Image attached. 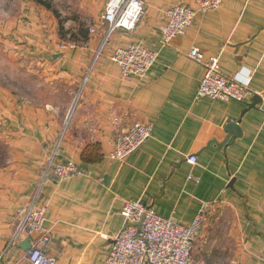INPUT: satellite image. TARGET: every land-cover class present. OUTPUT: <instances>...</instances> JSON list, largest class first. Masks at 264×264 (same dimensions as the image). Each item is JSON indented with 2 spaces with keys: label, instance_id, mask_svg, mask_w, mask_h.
<instances>
[{
  "label": "crops",
  "instance_id": "1",
  "mask_svg": "<svg viewBox=\"0 0 264 264\" xmlns=\"http://www.w3.org/2000/svg\"><path fill=\"white\" fill-rule=\"evenodd\" d=\"M143 1L136 29L115 31L97 55L106 0H81L95 16L88 40L63 50L39 33L28 57L46 67L42 89L51 101H2L8 108L0 143L10 147L11 159L0 167V264H31L24 242L40 234L17 242L13 235L17 211L33 201L45 208V251L57 264H102L126 224V200L185 224L211 202L222 222L219 244L202 253L204 230L195 245L198 264H264V0H223L218 9L199 11L167 46L160 30L167 10L181 3L197 9L196 3ZM135 43L158 57L145 75L124 76L111 50ZM192 46L205 58L219 55L224 74L252 94L244 101L196 99L205 66L187 55ZM137 121L153 124L152 137L124 162L112 159L117 137ZM233 122L239 136L227 130ZM61 134L59 159L73 160L83 174L59 179L47 173Z\"/></svg>",
  "mask_w": 264,
  "mask_h": 264
},
{
  "label": "built area",
  "instance_id": "2",
  "mask_svg": "<svg viewBox=\"0 0 264 264\" xmlns=\"http://www.w3.org/2000/svg\"><path fill=\"white\" fill-rule=\"evenodd\" d=\"M193 1L197 9L181 3L167 10L166 22L160 26L162 46L169 45L173 38L184 34L199 11L218 9L223 0ZM144 14L143 0H106L104 13L99 21V26L105 28V35L97 55L104 52L115 31L135 30ZM92 30L94 32L96 27ZM158 53L144 44L135 43L112 49L110 56L124 76H143L156 62ZM187 55L205 66L196 99L207 97L222 101H244L252 94L248 86L224 74L219 55L205 58L198 46H192ZM152 134L151 123L137 121L130 124L117 137L110 157L124 162L130 154L145 144ZM61 140L62 134L53 144V151L47 161V173L52 171L59 179L83 174L82 167L73 160L59 159ZM188 159L192 164H197L195 155H190ZM192 176L193 174H190V177ZM42 183L43 181L40 186ZM213 206L211 202H203L193 222L185 224L173 217L158 214L152 206L143 205L139 200H126L121 211L126 224L114 234L113 242L102 264H195L193 255L195 245L211 213L214 212ZM44 222L45 208L34 201L17 211L13 242L21 240L24 236L40 234L30 241L31 245L27 250L31 264H57L56 257L45 251L50 240V232L44 227Z\"/></svg>",
  "mask_w": 264,
  "mask_h": 264
},
{
  "label": "rangeland",
  "instance_id": "3",
  "mask_svg": "<svg viewBox=\"0 0 264 264\" xmlns=\"http://www.w3.org/2000/svg\"><path fill=\"white\" fill-rule=\"evenodd\" d=\"M94 17V11H86L81 0H0V118L8 108V103L3 102V106L2 101L10 96L18 102L51 101L44 90L46 87L42 89L48 82L43 74L46 67L26 59L33 51V44L40 41L39 33L55 40L64 50L62 46L72 47L88 40L93 33L91 20ZM10 159V147L0 143V167ZM221 225L218 209L214 210L197 239L196 245L204 230L207 232L204 238L208 239L207 243H201L206 246L202 253H206L210 245L219 244ZM193 255L198 264V254Z\"/></svg>",
  "mask_w": 264,
  "mask_h": 264
},
{
  "label": "water",
  "instance_id": "4",
  "mask_svg": "<svg viewBox=\"0 0 264 264\" xmlns=\"http://www.w3.org/2000/svg\"><path fill=\"white\" fill-rule=\"evenodd\" d=\"M227 130L228 131H230V132H232L234 135H236V136H239L240 134H241V129H240V127L238 126V124H236V123H230L228 126H227ZM139 225H140V223H139ZM24 245H25V247L26 248H29L30 247V242L29 241H25L24 242Z\"/></svg>",
  "mask_w": 264,
  "mask_h": 264
},
{
  "label": "trees",
  "instance_id": "5",
  "mask_svg": "<svg viewBox=\"0 0 264 264\" xmlns=\"http://www.w3.org/2000/svg\"><path fill=\"white\" fill-rule=\"evenodd\" d=\"M28 61H30V58H27ZM83 169V168H82Z\"/></svg>",
  "mask_w": 264,
  "mask_h": 264
}]
</instances>
